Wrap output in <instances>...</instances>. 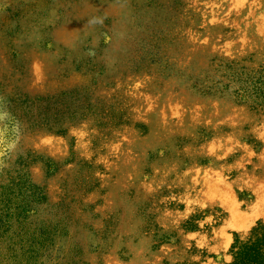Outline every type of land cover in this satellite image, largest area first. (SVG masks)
<instances>
[{
	"label": "rangeland",
	"instance_id": "374dc122",
	"mask_svg": "<svg viewBox=\"0 0 264 264\" xmlns=\"http://www.w3.org/2000/svg\"><path fill=\"white\" fill-rule=\"evenodd\" d=\"M258 226L264 0H0V264H230Z\"/></svg>",
	"mask_w": 264,
	"mask_h": 264
},
{
	"label": "trees",
	"instance_id": "16d2710c",
	"mask_svg": "<svg viewBox=\"0 0 264 264\" xmlns=\"http://www.w3.org/2000/svg\"><path fill=\"white\" fill-rule=\"evenodd\" d=\"M231 249L230 264H264V228L258 226L250 238L234 244Z\"/></svg>",
	"mask_w": 264,
	"mask_h": 264
}]
</instances>
